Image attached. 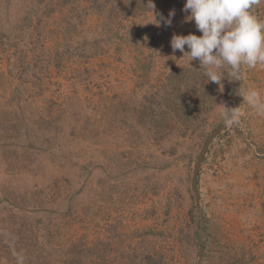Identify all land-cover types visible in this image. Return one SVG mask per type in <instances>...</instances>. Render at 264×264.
Segmentation results:
<instances>
[{
  "label": "rangeland",
  "instance_id": "obj_1",
  "mask_svg": "<svg viewBox=\"0 0 264 264\" xmlns=\"http://www.w3.org/2000/svg\"><path fill=\"white\" fill-rule=\"evenodd\" d=\"M153 1L170 26L149 0H0V264L198 263L193 170L233 79L173 51L202 35L186 0ZM241 86L264 100V68ZM238 112L199 173L203 264H264V116Z\"/></svg>",
  "mask_w": 264,
  "mask_h": 264
},
{
  "label": "clouds",
  "instance_id": "obj_2",
  "mask_svg": "<svg viewBox=\"0 0 264 264\" xmlns=\"http://www.w3.org/2000/svg\"><path fill=\"white\" fill-rule=\"evenodd\" d=\"M259 2L260 0H186L183 11L190 12L186 16V22L194 21L202 35H173L170 42L173 51L183 53L181 59H187L189 66L193 60L198 59L207 81L220 86H223V69L226 67L231 79L235 80H240L242 66L264 68V21L252 12L253 6ZM148 4L151 5L157 24L163 22L171 25L174 11L165 18L160 13L154 15L155 5L151 0ZM157 15L160 17L159 21L156 20ZM185 46L190 51H185ZM240 94L258 115L264 116V100L259 91L249 89L245 94L240 90ZM219 106L223 108L222 116L226 127L238 122L239 108ZM16 255L20 264H23V257Z\"/></svg>",
  "mask_w": 264,
  "mask_h": 264
},
{
  "label": "water",
  "instance_id": "obj_3",
  "mask_svg": "<svg viewBox=\"0 0 264 264\" xmlns=\"http://www.w3.org/2000/svg\"><path fill=\"white\" fill-rule=\"evenodd\" d=\"M232 86H233V93L231 95L230 108L240 109V106L242 103V95L240 94V90L242 91L241 75H240V80L233 79ZM225 128L226 126L224 125V122H223L215 131H213L208 136V138L206 139L203 145V148L201 149L198 155L196 163L194 165L193 177H192V187H193V192L195 196V204H196L198 215H199V230L197 233V241H198L200 251H199V257H198L197 264H203L205 253H206V218H205V212L202 206L201 193L198 187L199 173H200L201 167L203 165L204 159L208 153L210 146L215 141V139H217V137H219L223 133Z\"/></svg>",
  "mask_w": 264,
  "mask_h": 264
},
{
  "label": "trees",
  "instance_id": "obj_4",
  "mask_svg": "<svg viewBox=\"0 0 264 264\" xmlns=\"http://www.w3.org/2000/svg\"><path fill=\"white\" fill-rule=\"evenodd\" d=\"M138 3H136V6H134V9L135 10H142V7H143V4H144V1L145 0H137ZM153 2H156V0H154ZM147 3V2H146ZM128 8L130 9V5H128ZM9 38H12V36L10 35ZM182 101H185V100H182ZM181 109V107H180ZM182 110V109H181ZM198 186H199V182H198ZM200 187V186H199ZM76 244H74L75 246ZM53 251H55L56 249L52 248ZM79 252V251H78ZM78 256V255H77ZM59 262H63L65 264L69 263V264H75L77 262V257H74V258H71V259H61V260H58L57 263Z\"/></svg>",
  "mask_w": 264,
  "mask_h": 264
}]
</instances>
